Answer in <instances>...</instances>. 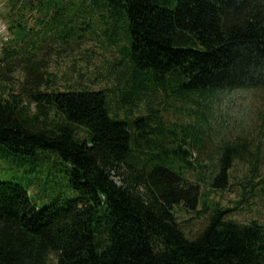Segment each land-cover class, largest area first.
<instances>
[{
  "label": "trees",
  "instance_id": "obj_1",
  "mask_svg": "<svg viewBox=\"0 0 264 264\" xmlns=\"http://www.w3.org/2000/svg\"><path fill=\"white\" fill-rule=\"evenodd\" d=\"M71 1L118 11L125 20L124 57L134 77L146 76L148 88L186 100L264 89V0ZM52 2L39 4V11ZM54 23L47 22V34L61 24ZM39 88L27 98L0 91V161L38 160L49 152L69 166L75 197L39 210L28 190L0 181V264H264V226L226 220L229 210L208 205L201 185L184 177L203 141L171 134L166 151L151 115L111 117L107 91ZM134 97L124 103L136 107ZM244 147L221 148L211 187L226 186ZM203 198L199 218L209 215V223L190 240L175 208L195 210Z\"/></svg>",
  "mask_w": 264,
  "mask_h": 264
},
{
  "label": "rangeland",
  "instance_id": "obj_2",
  "mask_svg": "<svg viewBox=\"0 0 264 264\" xmlns=\"http://www.w3.org/2000/svg\"><path fill=\"white\" fill-rule=\"evenodd\" d=\"M49 2L0 0V91L6 87L23 98L39 87L44 93L67 88L107 91L111 117L126 121L151 115L156 122L150 125L162 135L158 145L166 151L172 150L171 134L182 138L187 133L190 144L194 138L203 141L200 149L188 148L194 169L183 170L186 180L201 185V193L208 194V205L219 203L229 210L226 220L264 226V89L215 92L207 100H186L148 88L146 76L134 77L124 57L125 20L116 15L114 7L103 12L88 3L53 0L54 6L44 10L50 13L39 11V4ZM54 21L61 24L47 34V22L53 26ZM30 61L34 65L29 70ZM54 80L48 89L46 83ZM129 97H134L136 107L124 103ZM227 144L245 146V150L235 159L226 186L213 188L221 148ZM142 148L147 150L145 145ZM68 170L69 166L49 152L39 154L38 160L3 158L0 181L28 190L42 210L57 199L75 197L68 189ZM203 203L204 198L195 210L183 205L175 208L180 229L190 240L208 226L209 215L199 218Z\"/></svg>",
  "mask_w": 264,
  "mask_h": 264
}]
</instances>
